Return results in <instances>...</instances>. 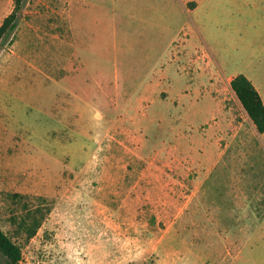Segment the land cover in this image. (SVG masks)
I'll list each match as a JSON object with an SVG mask.
<instances>
[{"label": "rangeland", "instance_id": "374dc122", "mask_svg": "<svg viewBox=\"0 0 264 264\" xmlns=\"http://www.w3.org/2000/svg\"><path fill=\"white\" fill-rule=\"evenodd\" d=\"M24 3L0 48L19 264H264V134L231 86L264 95V0Z\"/></svg>", "mask_w": 264, "mask_h": 264}, {"label": "trees", "instance_id": "16d2710c", "mask_svg": "<svg viewBox=\"0 0 264 264\" xmlns=\"http://www.w3.org/2000/svg\"><path fill=\"white\" fill-rule=\"evenodd\" d=\"M24 4V0H16L15 9L0 25V48L4 39L17 28L19 11L24 7ZM231 86L256 125L258 132L264 134V100L259 90L245 74L237 75L231 81ZM21 259V248L0 228V261L3 260L4 264H19Z\"/></svg>", "mask_w": 264, "mask_h": 264}, {"label": "crops", "instance_id": "0c3cea01", "mask_svg": "<svg viewBox=\"0 0 264 264\" xmlns=\"http://www.w3.org/2000/svg\"><path fill=\"white\" fill-rule=\"evenodd\" d=\"M199 4L194 8H190L189 6L187 5H184L186 11L189 13L190 16H192V14H196L200 8V6L202 5V0H198ZM249 78V77H248ZM250 79V78H249ZM252 81V79H250ZM253 82V81H252ZM254 83V82H253ZM254 85L256 86V88L259 90V88L257 87V85L254 83ZM263 100H264V95L262 94V92L259 90Z\"/></svg>", "mask_w": 264, "mask_h": 264}]
</instances>
